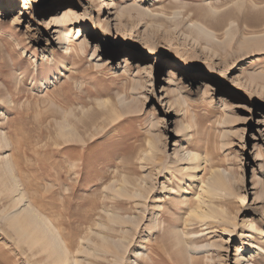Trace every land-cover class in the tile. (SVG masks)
Returning a JSON list of instances; mask_svg holds the SVG:
<instances>
[{
	"label": "rangeland",
	"instance_id": "rangeland-1",
	"mask_svg": "<svg viewBox=\"0 0 264 264\" xmlns=\"http://www.w3.org/2000/svg\"><path fill=\"white\" fill-rule=\"evenodd\" d=\"M114 7L0 0V264H264V0Z\"/></svg>",
	"mask_w": 264,
	"mask_h": 264
},
{
	"label": "bare ground",
	"instance_id": "bare-ground-1",
	"mask_svg": "<svg viewBox=\"0 0 264 264\" xmlns=\"http://www.w3.org/2000/svg\"><path fill=\"white\" fill-rule=\"evenodd\" d=\"M100 2L103 3V6L104 5L107 6V9H109L110 11H112L115 8L114 6L116 0H100ZM86 11H88V9H86ZM199 29H200L199 32L204 34L206 33V31H204L205 28H203L202 26L201 27L199 26ZM133 41L134 40L130 36L125 39V43H129L130 45H132ZM181 46H182L181 40L176 41L173 44L168 43L164 51L166 52V54L167 53L173 54V50H179V48H182ZM59 131H60V137L64 139V141L72 142L76 140L77 133L76 131L73 130V128L69 123L66 122L65 125L59 126ZM1 144L2 142H0V147ZM204 160L205 162H207L205 158ZM179 161H182V159H180ZM9 168L10 166L6 165V169L8 170ZM9 177H11L10 183H13L14 178L12 176V173H10ZM13 191L14 190H12V192ZM19 199H20L19 201L21 200L24 201V199L22 198ZM195 211L196 212H194L195 213L194 215L197 218L209 217L208 214L206 213L200 211L198 212L197 210ZM257 211L258 210H255V212ZM11 219H12L11 224H13V227L19 230L22 234H24L25 237H27L31 241H38L41 247L43 248L44 252L49 254L51 257H53V259L55 260L54 262L56 264H63L66 261V253L64 250L65 248L63 249V247L61 246V242L58 236L51 227L52 225L48 224L44 218H41L39 215H36L34 213V210H32L31 206L25 205L23 208H20V210L14 213Z\"/></svg>",
	"mask_w": 264,
	"mask_h": 264
}]
</instances>
